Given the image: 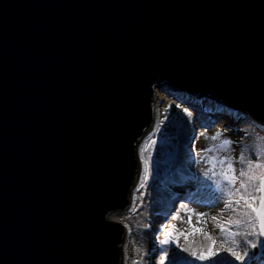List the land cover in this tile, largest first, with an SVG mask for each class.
I'll list each match as a JSON object with an SVG mask.
<instances>
[{
	"label": "water",
	"instance_id": "water-1",
	"mask_svg": "<svg viewBox=\"0 0 264 264\" xmlns=\"http://www.w3.org/2000/svg\"><path fill=\"white\" fill-rule=\"evenodd\" d=\"M163 85L264 126V0H0V264H122Z\"/></svg>",
	"mask_w": 264,
	"mask_h": 264
},
{
	"label": "rangeland",
	"instance_id": "rangeland-1",
	"mask_svg": "<svg viewBox=\"0 0 264 264\" xmlns=\"http://www.w3.org/2000/svg\"><path fill=\"white\" fill-rule=\"evenodd\" d=\"M158 92L156 127L137 147L140 164L137 192L133 200L130 198L128 208L114 217L125 226L122 264L232 261L224 252L209 262L191 255L192 251L206 248L209 237L218 244L222 241L231 244L235 239L239 244L237 250L248 253L244 261L247 264L253 261L251 253L259 251L254 261L260 263L264 245L250 248L244 243V234L249 229L245 225L228 224L230 220L242 218L244 206L243 201L236 203L239 179L230 185L220 175L227 169V162L221 165L220 161L229 158L237 177L241 169L247 170V164L241 163L242 158L264 163V126L240 110L216 108L214 101L207 97L174 92L167 85L159 87ZM224 139L232 143L222 146ZM221 224L226 231H221ZM165 235L171 240L167 245L162 243Z\"/></svg>",
	"mask_w": 264,
	"mask_h": 264
},
{
	"label": "snow or ice",
	"instance_id": "snow-or-ice-1",
	"mask_svg": "<svg viewBox=\"0 0 264 264\" xmlns=\"http://www.w3.org/2000/svg\"><path fill=\"white\" fill-rule=\"evenodd\" d=\"M184 111L187 112V109ZM216 138L217 136H212L213 140ZM231 143L232 141L228 139L221 141L222 146H228ZM225 162H227V169L222 170L220 175H222L230 185H234L239 179L240 188L236 189L239 199L236 203L240 204V202L243 201L244 206L241 213L242 218L235 221L230 220L228 224L245 225L249 231L244 234V243L250 248L255 249L260 245H264V239H262L264 238V163L260 161L253 163L252 160L245 161L242 158L241 163L247 164V170L241 169L239 177H237L231 160L229 158H224L220 161L221 165ZM213 174L215 175V173ZM232 194L233 193L230 191L229 195L231 196ZM220 229L221 231H226L225 225L221 224ZM196 231H201V229H196ZM232 235L235 236L236 233ZM170 242V236L165 235L162 243L167 245ZM238 247L239 244L235 239L232 240L231 244H228L226 241H222L218 244L216 240L209 237V243L206 248L199 252L192 251L191 255L197 260L205 261L212 260L213 257H218L221 252H224L232 257L233 261H240L241 264H243L248 253L238 251ZM184 250L188 251V249ZM164 259H167V253H165ZM218 260L219 259L216 261Z\"/></svg>",
	"mask_w": 264,
	"mask_h": 264
},
{
	"label": "bare ground",
	"instance_id": "bare-ground-1",
	"mask_svg": "<svg viewBox=\"0 0 264 264\" xmlns=\"http://www.w3.org/2000/svg\"><path fill=\"white\" fill-rule=\"evenodd\" d=\"M158 93H159V92H158V88H156V89H155L156 100H155V104H154V121H153V125H152L151 129L149 130V135H148L147 137H149L150 134L153 133V131H154L155 127H156L157 108H158V104H159V98H158L159 96H158ZM201 112L203 113V111H201ZM201 115H202V114H201ZM203 118H205V117H203ZM138 153H139V150L137 151V155H138ZM138 185H139V183L136 182L135 186L133 187V189H132V191H131V195H130L131 200H133V198H134L133 196H134L135 193L137 192ZM115 215H117V213H114V214L110 215V216H109V219L112 220V221H115V220H114ZM115 222H116V221H115ZM122 226H123V228H125L124 225H122ZM122 251H123V250H122Z\"/></svg>",
	"mask_w": 264,
	"mask_h": 264
},
{
	"label": "trees",
	"instance_id": "trees-1",
	"mask_svg": "<svg viewBox=\"0 0 264 264\" xmlns=\"http://www.w3.org/2000/svg\"><path fill=\"white\" fill-rule=\"evenodd\" d=\"M253 251V250H252ZM252 255V257H253V261H250L251 262V264H256L255 263V261H256V257H258L259 255H260V252L259 251H257V253L256 252H254V254H253V252L251 253ZM213 258H215V257H213ZM212 258V259H213ZM254 259H255V261H254ZM259 259H262L261 261H260V263H258V264H264V257L262 256V257H260ZM210 260H208V262H209ZM214 261V260H213ZM225 261V263H222V264H229V262H230V264H241V263H237V261H233V259H232V261L231 260H224ZM245 261H246V259H245ZM249 262V263H250ZM211 263V262H210ZM243 264H247L246 262H243Z\"/></svg>",
	"mask_w": 264,
	"mask_h": 264
}]
</instances>
